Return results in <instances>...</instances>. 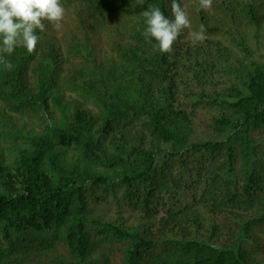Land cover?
Masks as SVG:
<instances>
[{
	"label": "trees",
	"instance_id": "trees-1",
	"mask_svg": "<svg viewBox=\"0 0 264 264\" xmlns=\"http://www.w3.org/2000/svg\"><path fill=\"white\" fill-rule=\"evenodd\" d=\"M179 2L171 54L142 35L171 0H61L0 63V264H264V0Z\"/></svg>",
	"mask_w": 264,
	"mask_h": 264
},
{
	"label": "clouds",
	"instance_id": "clouds-1",
	"mask_svg": "<svg viewBox=\"0 0 264 264\" xmlns=\"http://www.w3.org/2000/svg\"><path fill=\"white\" fill-rule=\"evenodd\" d=\"M212 0H200L201 8L211 7ZM171 16H166L158 6L143 11L144 38L153 43L154 50L161 54L173 52V45L185 28L190 26L188 13L179 0H171ZM66 9L61 0H0V63L11 69L6 60L16 48L23 47L29 54L37 46L38 32L45 30L47 21L60 31ZM206 28L201 24L191 33L192 43L205 39Z\"/></svg>",
	"mask_w": 264,
	"mask_h": 264
},
{
	"label": "rangeland",
	"instance_id": "rangeland-1",
	"mask_svg": "<svg viewBox=\"0 0 264 264\" xmlns=\"http://www.w3.org/2000/svg\"><path fill=\"white\" fill-rule=\"evenodd\" d=\"M188 188H182L181 190L174 193L173 196L165 197V204L168 205V207H179L184 204H187L188 202H192L191 195H196L200 192V185L193 184L190 179H187L186 181ZM95 212L98 213H108L110 215H118V214H124L127 217L128 221H131V219L135 216L134 211L129 210L124 204L123 201H120L119 203L111 199L107 202H103L100 204H95ZM260 234L264 236V228L260 230Z\"/></svg>",
	"mask_w": 264,
	"mask_h": 264
}]
</instances>
